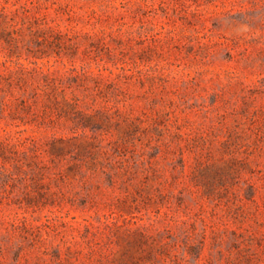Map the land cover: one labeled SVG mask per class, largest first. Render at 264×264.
I'll list each match as a JSON object with an SVG mask.
<instances>
[{"label":"rangeland","instance_id":"rangeland-1","mask_svg":"<svg viewBox=\"0 0 264 264\" xmlns=\"http://www.w3.org/2000/svg\"><path fill=\"white\" fill-rule=\"evenodd\" d=\"M0 264H264V0H0Z\"/></svg>","mask_w":264,"mask_h":264}]
</instances>
